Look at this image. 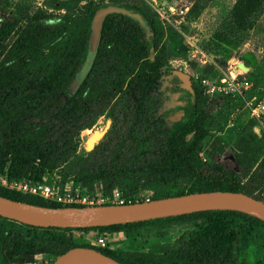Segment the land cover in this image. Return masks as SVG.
Segmentation results:
<instances>
[{"label": "rangeland", "instance_id": "obj_1", "mask_svg": "<svg viewBox=\"0 0 264 264\" xmlns=\"http://www.w3.org/2000/svg\"><path fill=\"white\" fill-rule=\"evenodd\" d=\"M107 5H131L157 21L167 68L190 74L196 86L202 135L197 150L202 160L209 169L254 188L264 198V170L258 169L264 158V117L253 116L264 100V0H0V26L35 18L50 26L69 20L85 27L97 9ZM12 37L13 32L3 45L9 46ZM234 76L248 81L249 88L218 95L202 84L203 78L229 83ZM164 82L152 94L146 112L150 117L164 115L167 125L151 127L146 118L136 125L126 119L123 102L115 99L92 126L80 131L76 148L65 147L49 161L37 156L22 174L18 167L11 169L10 155L2 156L0 140V169L9 168L15 176L70 181L86 192L117 190L119 197L135 202L197 191L202 187L197 177L156 178L146 167L156 159L165 128L180 118L179 107L188 101L175 74ZM92 136L99 140L87 150L85 142ZM134 166L138 171H131ZM125 168L111 179L94 181L92 188L81 181L99 170ZM8 236L50 239L54 245L52 252L37 254L31 263L15 264H53L63 246L94 245L98 237H106L112 250L155 257L162 264H264V226L240 215L160 220L111 231L35 228L0 216V264H8L3 251V238Z\"/></svg>", "mask_w": 264, "mask_h": 264}, {"label": "trees", "instance_id": "obj_2", "mask_svg": "<svg viewBox=\"0 0 264 264\" xmlns=\"http://www.w3.org/2000/svg\"><path fill=\"white\" fill-rule=\"evenodd\" d=\"M115 6L125 8L130 14L115 12L105 18L93 66L76 87L73 82L87 56L95 13L85 27L69 20L58 26H50L35 18L24 23L0 26L1 154L11 156V169L18 167L19 174L24 173L37 156L49 161L50 156L65 147L76 148L80 131L92 126L115 99L118 103L123 102L126 119L132 120L136 125L145 118L151 127L167 125V117L164 115L150 117L146 112V105L151 101L152 94L162 88L166 77L174 76V69L167 68L164 48H159L162 35L160 27L157 21L134 6ZM11 32V44L3 45ZM56 37L59 38L57 41ZM182 91L187 94L188 101L179 107L180 118L165 128V140L156 159L146 167L156 178L197 177L202 187L195 192L239 191L264 201L262 196L255 193L254 188L241 186L230 177L206 166L197 150L202 135L195 83L192 81L191 89L182 87ZM2 126L5 127L1 129ZM108 126L109 122L106 123V127ZM258 169L264 170V158ZM125 170L126 168L119 171L99 170L93 178L80 180L84 186L90 185L92 188L94 181L111 179ZM136 170L138 171L135 166L131 168V171ZM182 194L187 193L177 195ZM0 195L38 205L63 206L4 188H0ZM157 198L162 196L151 200ZM224 215H240L264 226V221L243 212L207 210L102 227L48 229L100 228L111 231L122 227H139L160 220L180 221ZM3 242L4 258L8 264L31 263L37 254L52 252L54 247L50 239L38 237L27 241L18 236L9 239L8 236L3 238ZM77 246L95 248L125 264H162V260L155 257L131 256L108 247L77 245L73 242L59 249L57 255Z\"/></svg>", "mask_w": 264, "mask_h": 264}, {"label": "water", "instance_id": "obj_3", "mask_svg": "<svg viewBox=\"0 0 264 264\" xmlns=\"http://www.w3.org/2000/svg\"><path fill=\"white\" fill-rule=\"evenodd\" d=\"M115 12L130 14L125 8L115 5L101 7L95 12L87 56L76 73L74 87L81 83L91 70L98 53L104 20ZM239 67L249 69L244 63H240ZM173 73L183 82L184 88L191 89L190 74L178 69H174ZM207 210H234L264 221V201L239 191L213 190L124 204L62 207L38 205L0 195V216L35 227H102ZM53 264L125 263L95 248L77 246L57 256Z\"/></svg>", "mask_w": 264, "mask_h": 264}, {"label": "built area", "instance_id": "obj_4", "mask_svg": "<svg viewBox=\"0 0 264 264\" xmlns=\"http://www.w3.org/2000/svg\"><path fill=\"white\" fill-rule=\"evenodd\" d=\"M204 88L211 94H229L242 92L248 89L250 84L246 80H239L233 77L231 82H219L210 78H203ZM253 116L264 117V100H261L253 110ZM0 187L21 192L24 195L38 197L46 201L55 202L63 206H92L99 204H124L131 202L128 199L119 197L117 190L111 194L103 190L95 189L93 192H86L82 187L75 186L73 182L55 180L46 175L41 178L32 176H15L9 168L0 169ZM151 200L147 198L148 201ZM137 202V201H136ZM95 246L108 247L106 237H98L94 242Z\"/></svg>", "mask_w": 264, "mask_h": 264}, {"label": "bare ground", "instance_id": "obj_5", "mask_svg": "<svg viewBox=\"0 0 264 264\" xmlns=\"http://www.w3.org/2000/svg\"><path fill=\"white\" fill-rule=\"evenodd\" d=\"M98 140H97V138L95 136H92V139L91 140H86V142H85V148L87 150L91 149L94 146V144L96 143V141H98Z\"/></svg>", "mask_w": 264, "mask_h": 264}]
</instances>
